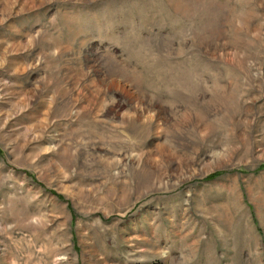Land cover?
<instances>
[{
    "label": "rangeland",
    "instance_id": "obj_1",
    "mask_svg": "<svg viewBox=\"0 0 264 264\" xmlns=\"http://www.w3.org/2000/svg\"><path fill=\"white\" fill-rule=\"evenodd\" d=\"M0 264H264V0H0Z\"/></svg>",
    "mask_w": 264,
    "mask_h": 264
}]
</instances>
